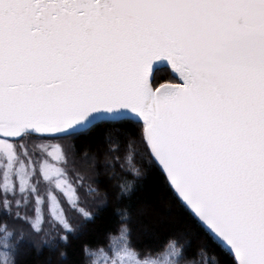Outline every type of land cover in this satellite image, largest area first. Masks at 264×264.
<instances>
[{
  "label": "snow or ice",
  "instance_id": "6c2138e0",
  "mask_svg": "<svg viewBox=\"0 0 264 264\" xmlns=\"http://www.w3.org/2000/svg\"><path fill=\"white\" fill-rule=\"evenodd\" d=\"M149 172L191 235L133 239ZM110 195L81 264H264V0H0V264Z\"/></svg>",
  "mask_w": 264,
  "mask_h": 264
},
{
  "label": "trees",
  "instance_id": "16d2710c",
  "mask_svg": "<svg viewBox=\"0 0 264 264\" xmlns=\"http://www.w3.org/2000/svg\"><path fill=\"white\" fill-rule=\"evenodd\" d=\"M78 143L82 146L85 144L83 141ZM116 171H120L118 164ZM100 183L102 187L109 184L104 175L100 177ZM111 183H115V181ZM115 207H117V202L110 195L107 207L103 209L105 214L98 216L94 223L82 230L83 234L78 240H73L67 246V260L59 257V248L49 251L47 247L42 246L39 255H35L32 247L28 246L21 249L18 264H81L80 244L85 240L95 241L102 237L110 224L107 214ZM130 212L133 239L141 245L151 243L154 239L167 235L176 228H181L191 235V226L185 222V219L178 213L174 202L169 199L168 192L162 185V179L152 172L147 174L133 194ZM193 244L194 247H198L203 245L204 241L193 237ZM207 259L211 264L212 255L210 254Z\"/></svg>",
  "mask_w": 264,
  "mask_h": 264
}]
</instances>
